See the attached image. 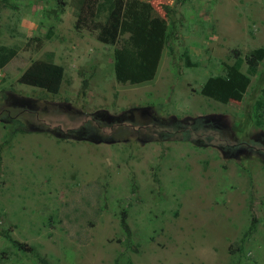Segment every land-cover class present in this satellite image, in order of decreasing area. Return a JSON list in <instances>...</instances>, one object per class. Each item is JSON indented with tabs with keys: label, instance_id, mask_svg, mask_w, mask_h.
<instances>
[{
	"label": "rangeland",
	"instance_id": "obj_1",
	"mask_svg": "<svg viewBox=\"0 0 264 264\" xmlns=\"http://www.w3.org/2000/svg\"><path fill=\"white\" fill-rule=\"evenodd\" d=\"M7 2L0 231L39 258L0 235V264H264V60L240 101L200 93L264 48V0H125L114 45L75 28L77 0ZM49 56L56 95L18 82Z\"/></svg>",
	"mask_w": 264,
	"mask_h": 264
},
{
	"label": "trees",
	"instance_id": "obj_2",
	"mask_svg": "<svg viewBox=\"0 0 264 264\" xmlns=\"http://www.w3.org/2000/svg\"><path fill=\"white\" fill-rule=\"evenodd\" d=\"M125 0H77V14L75 20V28L80 30L86 28L95 32L96 39L106 45H114L117 41L120 31L122 12L124 8ZM9 7L7 0H0V11L3 8ZM176 39V31L174 23H170L169 32L166 37V44L169 52H172V41ZM17 55V50L11 47H0V68H3ZM264 60V48L254 49L249 52L244 59L237 57L232 65H226L224 74L219 76H213L206 80L200 89L202 96L209 98L215 102L226 104L230 101H240L246 92V89L250 82V77L255 75L259 64ZM185 64L190 66L188 54L185 55ZM245 64L246 70L243 73L241 71L242 65ZM82 77V89L87 88V79L83 73H80ZM64 79V69L62 66L55 64L52 58L39 59L31 62L29 66L22 72L18 78L20 84L34 87L45 91L46 93L56 95L62 85ZM255 108H260V102H257ZM29 112V111H26ZM25 116L36 118L37 113H25ZM95 122L93 119L89 123H82L76 129H66L64 132L60 127L50 126L52 132H56L63 139H68V136L72 134H79L87 125H93ZM55 126V125H54ZM22 131L21 128L17 129ZM16 133V130L11 132V137ZM78 136V135H77ZM10 139L6 140L4 144L8 145ZM4 144L0 145V174L2 167V151ZM153 182L157 185L160 184L156 174H153ZM133 189L136 188L134 177H132ZM120 227L125 233L126 243L131 246V231L126 222V211L122 210L120 214ZM0 235L3 236L10 244L18 251L34 253L39 258V255L35 253L33 247L18 242L11 238L9 231H0ZM43 261V259L41 260ZM44 262V261H43Z\"/></svg>",
	"mask_w": 264,
	"mask_h": 264
}]
</instances>
